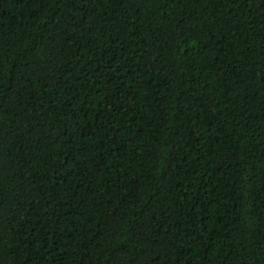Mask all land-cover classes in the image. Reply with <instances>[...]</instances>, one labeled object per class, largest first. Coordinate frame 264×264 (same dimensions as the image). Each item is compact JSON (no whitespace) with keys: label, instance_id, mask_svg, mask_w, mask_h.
Returning a JSON list of instances; mask_svg holds the SVG:
<instances>
[{"label":"trees","instance_id":"obj_1","mask_svg":"<svg viewBox=\"0 0 264 264\" xmlns=\"http://www.w3.org/2000/svg\"><path fill=\"white\" fill-rule=\"evenodd\" d=\"M0 264H264V0H0Z\"/></svg>","mask_w":264,"mask_h":264}]
</instances>
